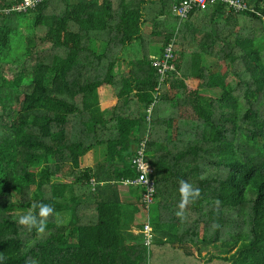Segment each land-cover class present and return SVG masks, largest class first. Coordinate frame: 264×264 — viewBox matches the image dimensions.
<instances>
[{
    "label": "trees",
    "instance_id": "obj_1",
    "mask_svg": "<svg viewBox=\"0 0 264 264\" xmlns=\"http://www.w3.org/2000/svg\"><path fill=\"white\" fill-rule=\"evenodd\" d=\"M175 1L0 0L2 264H264V0Z\"/></svg>",
    "mask_w": 264,
    "mask_h": 264
},
{
    "label": "built area",
    "instance_id": "obj_2",
    "mask_svg": "<svg viewBox=\"0 0 264 264\" xmlns=\"http://www.w3.org/2000/svg\"><path fill=\"white\" fill-rule=\"evenodd\" d=\"M38 1L40 0H23L21 4L14 6L13 9L25 10L28 7H34ZM217 1L228 3L229 5L234 6L236 9L245 8V4L242 2V0H176L173 5V12L182 20L187 17L188 13L192 11L193 8H204L207 5L213 4ZM172 51V46H168L165 49L163 58L154 62L155 65L159 66L158 72L161 75L165 73V70L167 69V63L173 57ZM144 147L145 143L143 142L141 143V146L137 151V156L134 160L138 176L135 179L124 180L122 183L124 185H141L144 189L142 193V201L145 205V208H149L154 202L155 182L154 179L149 175L153 171V168L144 159ZM150 231L151 227L149 225H145L143 232L146 233L148 237L150 236Z\"/></svg>",
    "mask_w": 264,
    "mask_h": 264
},
{
    "label": "clouds",
    "instance_id": "obj_3",
    "mask_svg": "<svg viewBox=\"0 0 264 264\" xmlns=\"http://www.w3.org/2000/svg\"><path fill=\"white\" fill-rule=\"evenodd\" d=\"M179 192L182 196V204L181 207H183L184 204L187 203L188 198L190 196H194L198 194V189H194L191 184H189L186 181L180 182ZM36 205H33V209H35ZM33 209H30L27 213L21 215L18 218V222L21 225L28 226L29 228L37 227L38 231L43 232L46 228V218L54 213V208L50 205L42 204L39 206V217L45 218L40 219L39 222L37 221L36 215L33 214ZM0 264H2V260H0Z\"/></svg>",
    "mask_w": 264,
    "mask_h": 264
},
{
    "label": "rangeland",
    "instance_id": "obj_4",
    "mask_svg": "<svg viewBox=\"0 0 264 264\" xmlns=\"http://www.w3.org/2000/svg\"><path fill=\"white\" fill-rule=\"evenodd\" d=\"M138 50H139L138 44L133 45V48L130 49V52H131L130 55H133V56H134L135 54L138 53ZM124 58H127V56H125ZM13 69H15V66L13 67ZM97 149H99V148L94 149V151H97ZM87 158H88V156L86 157L85 160L82 159V161H81V166H84L83 164L86 163ZM93 158H94L95 161H97V160L101 159V155H100L98 152H95V153L93 154ZM117 188L120 190V191H119L120 193L123 192V191H121V190H123V187H119V186H118ZM123 194H124V193H123ZM133 232H134V234H137L138 229H134ZM205 253H206V252H203L202 257H204V259L206 260V258L209 257L210 254L207 256V255H205ZM211 253H215V251H212V250H211Z\"/></svg>",
    "mask_w": 264,
    "mask_h": 264
},
{
    "label": "crops",
    "instance_id": "obj_5",
    "mask_svg": "<svg viewBox=\"0 0 264 264\" xmlns=\"http://www.w3.org/2000/svg\"><path fill=\"white\" fill-rule=\"evenodd\" d=\"M104 99V101H107V100H109V98L108 99H106V98H103ZM95 152H98V151H94V150H92V151H90V152H88V153H86L84 156H82L81 157V159H80V163H81V161H82V159H86V157L88 156V158H87V160H86V163H84L83 165L85 166V167H87V166H91L92 164H94L96 161L94 160V158H93V154L95 153ZM120 187H123V190H121V191H123L121 194H122V196H126V197H130V195H128L129 193H128V188H126L125 186H120ZM120 191V190H119ZM124 193V194H123Z\"/></svg>",
    "mask_w": 264,
    "mask_h": 264
}]
</instances>
